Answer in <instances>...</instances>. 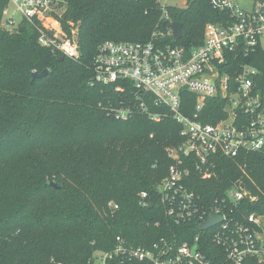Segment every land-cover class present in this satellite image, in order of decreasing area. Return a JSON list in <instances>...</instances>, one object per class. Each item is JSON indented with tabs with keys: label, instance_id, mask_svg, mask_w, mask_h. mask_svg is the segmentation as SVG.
Listing matches in <instances>:
<instances>
[{
	"label": "trees",
	"instance_id": "16d2710c",
	"mask_svg": "<svg viewBox=\"0 0 264 264\" xmlns=\"http://www.w3.org/2000/svg\"><path fill=\"white\" fill-rule=\"evenodd\" d=\"M8 4L0 0V264H89L96 251L112 249L117 236L144 247L161 237L182 243L200 233L207 240L199 224L171 221L157 200V184L173 162L167 148L182 141L181 124L137 109L127 119L117 117L111 108L127 106L133 95L114 83H95L94 58L105 40L148 41L156 31H171L173 21L183 24L181 39L168 34L164 41L200 45L205 25L227 22L229 12L210 0H188L185 7H163L160 0H70L60 23L69 34L78 31L80 57L71 59L42 46L27 20L4 26ZM228 64L255 68L264 94L261 42L249 53L237 50ZM44 69L48 73L33 80L32 73ZM195 103L184 91L183 112L193 114ZM222 111L221 100L209 98L201 118L215 122ZM211 159L214 177L193 169L186 179L197 194L210 201L243 178L260 198L251 210L264 211L263 153ZM142 191L149 193L146 206ZM212 248L211 242L202 247L209 256Z\"/></svg>",
	"mask_w": 264,
	"mask_h": 264
},
{
	"label": "built area",
	"instance_id": "2783aa9c",
	"mask_svg": "<svg viewBox=\"0 0 264 264\" xmlns=\"http://www.w3.org/2000/svg\"><path fill=\"white\" fill-rule=\"evenodd\" d=\"M69 1L9 0L3 25L12 28L27 20L38 29L42 46L78 59V31L73 29L69 34L60 23ZM247 1L248 8L239 0H210L216 9L229 12V20L207 23L203 43L190 48L164 41L168 34L173 36L171 27L168 32H154L148 41L105 40L99 44L93 81L114 83L118 91L129 88L133 95L134 104L111 108L117 117L127 119L137 109L157 121L171 115L181 124L182 141L167 148L173 162L157 184V200L171 221L197 223L209 235L204 240L199 233L182 243L161 237L150 247L133 246L117 236L115 246L96 251L89 264H113L117 260L140 264H264V211L251 210L259 205V195L241 178L219 197L206 201L186 181L193 169L205 179L214 177L211 158L216 154L229 158L242 151L264 154V94L258 87V71L247 64L239 69H230L229 64L225 68L237 50L249 53L261 42L264 0ZM186 90L196 98L191 115L182 109ZM215 97L222 102L223 116L206 122L201 115L207 100ZM140 197L142 205L150 203L147 191ZM109 206L119 207L114 202ZM210 215L221 220L202 230ZM208 242L213 244L210 256L202 249Z\"/></svg>",
	"mask_w": 264,
	"mask_h": 264
},
{
	"label": "water",
	"instance_id": "95a60500",
	"mask_svg": "<svg viewBox=\"0 0 264 264\" xmlns=\"http://www.w3.org/2000/svg\"><path fill=\"white\" fill-rule=\"evenodd\" d=\"M170 27L172 28L173 31V39L175 41H178L181 39L182 36V29H183V24L177 21H173L170 25ZM65 57L61 56L60 60H63ZM48 73V69H44L42 72H33L32 76H33V80L43 77ZM221 217L220 216H215V215H210L209 219L207 222L203 223L201 225V229L205 230L208 229L209 227H211L212 225H214L217 221H220Z\"/></svg>",
	"mask_w": 264,
	"mask_h": 264
},
{
	"label": "rangeland",
	"instance_id": "374dc122",
	"mask_svg": "<svg viewBox=\"0 0 264 264\" xmlns=\"http://www.w3.org/2000/svg\"><path fill=\"white\" fill-rule=\"evenodd\" d=\"M188 0H160V3L163 7L166 6H178V7H185ZM241 6L248 8L250 6V3L247 0H239ZM14 8H11V11H13ZM62 13V12H61ZM60 13V15H61ZM17 19L21 18L20 13H16ZM260 41L262 43V46L264 47V32L260 37Z\"/></svg>",
	"mask_w": 264,
	"mask_h": 264
}]
</instances>
